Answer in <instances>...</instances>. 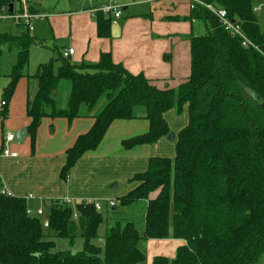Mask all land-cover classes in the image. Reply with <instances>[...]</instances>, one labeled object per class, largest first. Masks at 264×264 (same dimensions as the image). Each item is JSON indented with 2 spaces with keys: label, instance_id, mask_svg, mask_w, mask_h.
I'll list each match as a JSON object with an SVG mask.
<instances>
[{
  "label": "trees",
  "instance_id": "trees-1",
  "mask_svg": "<svg viewBox=\"0 0 264 264\" xmlns=\"http://www.w3.org/2000/svg\"><path fill=\"white\" fill-rule=\"evenodd\" d=\"M259 0H189L186 16L169 17L202 24L188 34V76L176 87H157L143 73H130L101 52L95 64H74L59 56L39 64L31 75L36 91L26 102V132L33 148L41 120L91 117L93 124L65 151L59 176L66 180L77 160L95 149L114 120L144 118L145 133L121 141L125 150L153 144L170 132L164 118L169 109L187 107V124L179 130L174 158L152 156L144 172L133 175L135 188L118 198L121 206L145 200L143 232L132 220H116L99 237L105 221L93 202L74 208L50 200L46 228L38 216L27 213L23 197L0 192V264H141V238L185 241L172 259L155 256L153 264H261L264 262V31L254 7ZM20 0H0V14L9 4L14 13ZM28 10L38 12L27 0ZM238 23L251 45L224 29L218 16ZM98 37L110 36L113 18L97 10ZM168 18V17H167ZM166 18V19H167ZM36 37L0 34L1 46L16 50L9 81L2 89L6 103L28 65ZM58 61L59 66L54 68ZM69 82L64 105L59 86ZM55 91V94H52ZM7 110L0 111L2 120ZM155 197L150 194L156 192ZM51 237L83 239L81 250H53Z\"/></svg>",
  "mask_w": 264,
  "mask_h": 264
},
{
  "label": "crops",
  "instance_id": "crops-1",
  "mask_svg": "<svg viewBox=\"0 0 264 264\" xmlns=\"http://www.w3.org/2000/svg\"><path fill=\"white\" fill-rule=\"evenodd\" d=\"M32 1L37 5L38 12L45 14L43 19L48 22V37L40 36L41 32L35 25L29 31L24 25L10 19L4 21L11 26L0 29V34L21 36L29 32L37 39L30 46L24 75L17 80L10 99L4 105L0 104V111L3 108L7 110L6 118L2 120L0 117V150L3 134H15L19 129L25 131L22 142L14 140L10 143V149L17 152L16 157L0 155V192L25 198L27 209L34 216H38L36 209H41L39 215H42L47 208L46 202L55 199L76 200L75 204L80 201L98 200L101 202V213L103 206H108L107 202L113 201L114 205L110 207L114 211L118 198L137 186L138 182L130 179L146 170L150 157L173 156V150L175 155L178 132H173L174 149L173 145H167L165 136H162L153 144L138 145L125 150L121 141L145 133L148 130V121L144 118L114 120L99 145L85 152L75 163L69 178L61 181L59 173L65 162V151L73 145L79 135L91 128L93 118L78 117L67 121L65 118L45 117L36 130L32 148L26 132L29 123L26 102L34 95L37 84L31 75L39 64L51 58L56 59L64 49L71 48L74 52L67 59L74 64H95L101 52H110L112 60L122 64L130 73H143L159 88L165 85L176 87L189 74L190 51L187 36L190 32L200 33L202 24L197 21L191 23L181 19H169L174 16H186L190 10L189 0H117L121 14L116 18L110 15L113 18L112 23L119 25V35L112 37L110 31V36L98 37L94 14L102 6L108 5V1L82 0L74 8L57 10L52 7L46 10L40 1ZM263 3L264 0H259L254 7L258 26L262 31L264 29L260 26L257 8ZM123 11L127 12L124 17ZM12 26H18L17 30L12 32ZM34 52H42V58L36 57V62L31 64L35 67L31 72L28 66ZM15 55L14 48L1 46L0 60H7L0 68V103L3 101L2 89L9 81L8 74L15 61ZM57 66L58 61L54 63V68ZM168 127L172 131L170 125ZM83 171L85 185L81 180ZM28 194L32 197L27 198ZM156 194L157 191L151 193L150 197H155ZM144 202L146 207V201ZM111 215L107 216H110L112 223L126 219ZM107 216H104L105 220ZM46 222L45 220L43 223ZM141 227L143 232V225ZM141 244L146 250L145 264H149L155 256L172 259L178 246L185 244V241L176 238H141L138 242L139 248Z\"/></svg>",
  "mask_w": 264,
  "mask_h": 264
},
{
  "label": "rangeland",
  "instance_id": "rangeland-1",
  "mask_svg": "<svg viewBox=\"0 0 264 264\" xmlns=\"http://www.w3.org/2000/svg\"><path fill=\"white\" fill-rule=\"evenodd\" d=\"M38 1L41 2L42 6L46 10H49L51 7L54 10H57L59 8H67V9L74 8L75 6H78V4L82 0H38ZM118 2L119 1L116 0L114 4H118ZM257 11L259 14L258 19H259L260 26H261V28L264 29V3L260 8L259 7L257 8ZM123 13H124L123 17L126 16L127 12L123 11ZM5 23H6L5 21L0 22V29H3L4 27H10L11 26V24H5ZM32 24L35 25V27H38L39 31L41 32L39 34L40 36L48 37L49 26H48V22L45 19H43V18H42V20L41 19H35V20H33ZM17 28H18V26H12L11 31L14 32L17 30ZM50 36H51V34L49 35V37ZM41 55H42V52H34L33 57H31L30 65L28 66V68H30L31 72L35 68V67H32L31 64H34L36 62V60H37L36 57L41 59L42 58ZM44 59H42V60H44ZM5 60H7V58H5V59L2 58V60H0V68L4 66V64L6 62ZM68 88H69V82L66 80H62L60 82L59 96H58L59 97L58 100H59V103L61 105H64V103L67 99ZM165 115H166L165 116L166 122L168 125H170L171 130H172L170 132L175 131L177 133V132H179V130H181L187 124V107H186V105H183L182 109L179 112H177L176 109H174V108L169 109ZM164 139H165L164 141L167 142V145H169V146L173 145V149H174V141L167 139V136H165ZM159 157H164V156H159ZM165 157L173 159L174 158V150H173V156L169 155V156H165ZM82 174L83 175H81V180L85 185V173H84V171ZM59 180H61L60 177H59ZM74 202H76V200H73V201L67 203V205L71 208H74V204H75ZM144 213H145V202H144V200H138V201L132 203L131 206H128L126 208L122 207L119 204H116V208L114 211H112L110 206H103V210H102V214L104 216L112 214L111 216L117 217L119 219L120 218H123V219L126 218L128 220H132L134 222L136 229L137 230L139 229L138 233L140 235H142V227L141 226L143 225ZM38 217L40 218V220L42 222H44L47 219L46 210H44V213L42 215H38ZM107 217L108 218L100 225L99 237L92 241L94 244H97L101 247H102V235L104 233V230L106 229V227L108 225H110L112 223V221L110 220V216H107ZM43 231L45 233L48 232V229L46 228L44 223H43ZM51 239L55 242V249H53V250H64V251L69 250L71 252H74V251L81 250V248H82L83 239L81 237H76L73 244H71L68 239H60V238H55V237H51ZM140 248L146 254L145 247L142 248V244L140 245ZM145 263H146V260H144V262L142 264H145ZM149 264H153L152 261H150Z\"/></svg>",
  "mask_w": 264,
  "mask_h": 264
},
{
  "label": "built area",
  "instance_id": "built-area-1",
  "mask_svg": "<svg viewBox=\"0 0 264 264\" xmlns=\"http://www.w3.org/2000/svg\"><path fill=\"white\" fill-rule=\"evenodd\" d=\"M106 1H108L109 4L102 6L100 8V11H102L103 13L111 14L115 18L119 17L121 14V11H120L119 5L114 4L116 0H106ZM19 8L20 9L18 11L16 10L14 13H11V14H6V13L0 14V22L6 19H10L15 23L24 25L29 31H31L33 28V24H32L33 20L42 19L45 17V14L41 12H36V13L29 12L27 0H20ZM218 16L221 20L222 25L224 26V29L228 31L230 35L238 36L241 39L242 46L247 47L251 45V43L247 40V38L244 36L243 32L241 31L238 23H235L234 21L228 19L225 16V12L223 10L218 11ZM73 52L74 50L71 48L64 49L61 52V57L68 58V56L72 55ZM0 104L4 105L5 102L2 101ZM14 140H15V137L13 133L6 132L5 134H3L0 155L4 157H16L17 156V152L10 149V143ZM27 196H28L27 198L32 197L31 194H28ZM58 200L65 204L71 202L70 199H58ZM84 202L86 203L93 202L94 208L97 211H100L101 209V202L98 200H91V201H84ZM107 204L108 206H113L114 202L108 201ZM27 213L31 215V212L28 209H27ZM36 214L37 215L41 214V209H36Z\"/></svg>",
  "mask_w": 264,
  "mask_h": 264
},
{
  "label": "water",
  "instance_id": "water-1",
  "mask_svg": "<svg viewBox=\"0 0 264 264\" xmlns=\"http://www.w3.org/2000/svg\"><path fill=\"white\" fill-rule=\"evenodd\" d=\"M13 11V5L12 4H9L8 6V9H7V12L9 14H11ZM233 21V20H232ZM110 31H111V36L112 37H117L119 35V25L118 23L114 22L111 24V28H110ZM56 92L55 91H52V94H55ZM14 137H15V140L18 141V142H22L24 137H25V131L23 129H19L15 132L14 134ZM167 139L171 140V141H174L175 139V135L173 132H170L168 135H167ZM49 203L50 201H47L46 202V207L49 206Z\"/></svg>",
  "mask_w": 264,
  "mask_h": 264
}]
</instances>
